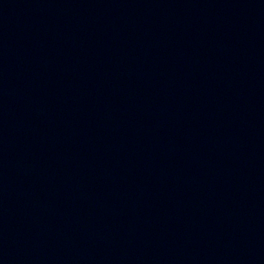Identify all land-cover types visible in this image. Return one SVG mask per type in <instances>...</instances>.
Segmentation results:
<instances>
[{"label":"water","instance_id":"obj_1","mask_svg":"<svg viewBox=\"0 0 264 264\" xmlns=\"http://www.w3.org/2000/svg\"><path fill=\"white\" fill-rule=\"evenodd\" d=\"M0 264H264V0H0Z\"/></svg>","mask_w":264,"mask_h":264}]
</instances>
